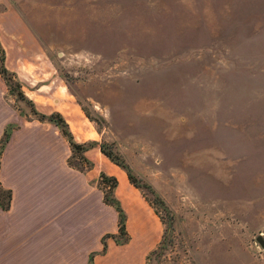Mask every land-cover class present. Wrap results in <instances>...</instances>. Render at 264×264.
<instances>
[{
    "label": "rangeland",
    "instance_id": "374dc122",
    "mask_svg": "<svg viewBox=\"0 0 264 264\" xmlns=\"http://www.w3.org/2000/svg\"><path fill=\"white\" fill-rule=\"evenodd\" d=\"M0 42L7 99L153 205L145 264H264V0H0Z\"/></svg>",
    "mask_w": 264,
    "mask_h": 264
},
{
    "label": "crops",
    "instance_id": "0c3cea01",
    "mask_svg": "<svg viewBox=\"0 0 264 264\" xmlns=\"http://www.w3.org/2000/svg\"><path fill=\"white\" fill-rule=\"evenodd\" d=\"M7 91L0 73V140L8 135L0 185L11 193L9 207L0 205V264H87L91 254L93 264H145L162 227L142 192L118 174L123 183L118 178L113 197L128 240L117 243L108 235L118 233V212L105 202L98 157L89 148L82 152L88 167L69 164L73 152L59 126L21 113Z\"/></svg>",
    "mask_w": 264,
    "mask_h": 264
},
{
    "label": "trees",
    "instance_id": "16d2710c",
    "mask_svg": "<svg viewBox=\"0 0 264 264\" xmlns=\"http://www.w3.org/2000/svg\"><path fill=\"white\" fill-rule=\"evenodd\" d=\"M0 73L2 74V76L5 79V82L8 85L7 82V76L10 74L8 69L5 66V51L4 48L2 47V44L0 42ZM19 97L21 98H25L24 94L22 92H19L18 94ZM35 115L38 116L39 119H48L50 121H52L53 123H55L57 126H59L61 132L63 133V135L67 138L71 150L72 152H84L86 150H88L89 148L93 147L95 145L96 142H85V143H78L73 139V135L71 133V131L69 130L68 124L66 122V120L63 118V116L58 113V112H54L51 113L49 115L47 114H42V113H37L35 111H33ZM8 139V135L5 132L3 137L0 140V154H1V150L4 147V144L6 143ZM98 147L100 148V151L114 164L121 166V168H124V166L122 164H120L118 162V160L113 156V154L110 151L105 150L102 147V144L98 145ZM69 164L74 165L71 160H69ZM126 170V175L127 178L129 180V182L136 188H138L140 190L139 185L136 183V181L134 180L133 176L130 174L128 169ZM105 180L110 181V185L106 186L109 191H105L104 188L105 187ZM118 184V179L116 176H107L106 174L102 173L100 175V179H99V185L101 187V189L103 190L104 193V199L105 202L109 203V204H113L115 205L117 212H118V224H119V228H118V233L114 234V235H108L109 237H112L117 243H123L125 241L128 240V234L126 232V228H125V215L124 212L122 210V208L120 207L118 201L113 197V192L114 189L117 187ZM144 196V195H143ZM145 197V196H144ZM10 198H11V193L9 190H6L4 188L1 187L0 185V205L3 208H8L9 204H10ZM146 198V197H145ZM146 200L149 202V204L153 207V205L150 203V201L146 198ZM154 208V207H153ZM155 210V209H154ZM155 213L158 215V213L155 210ZM108 236H103L102 238V243H103V248L100 251V253H105L106 252V237ZM152 252H154V250H152L149 254H151ZM149 254L147 255V258L149 256ZM87 264H93V254H91L89 256V260Z\"/></svg>",
    "mask_w": 264,
    "mask_h": 264
},
{
    "label": "water",
    "instance_id": "95a60500",
    "mask_svg": "<svg viewBox=\"0 0 264 264\" xmlns=\"http://www.w3.org/2000/svg\"><path fill=\"white\" fill-rule=\"evenodd\" d=\"M257 241L261 246H264V239L261 236L257 237Z\"/></svg>",
    "mask_w": 264,
    "mask_h": 264
}]
</instances>
